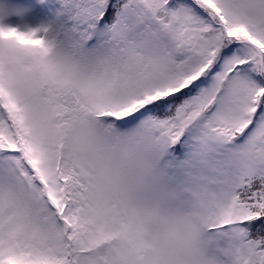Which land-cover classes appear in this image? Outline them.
I'll return each instance as SVG.
<instances>
[{
    "label": "snow or ice",
    "instance_id": "1",
    "mask_svg": "<svg viewBox=\"0 0 264 264\" xmlns=\"http://www.w3.org/2000/svg\"><path fill=\"white\" fill-rule=\"evenodd\" d=\"M0 264H264V0H0Z\"/></svg>",
    "mask_w": 264,
    "mask_h": 264
}]
</instances>
